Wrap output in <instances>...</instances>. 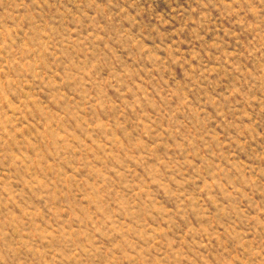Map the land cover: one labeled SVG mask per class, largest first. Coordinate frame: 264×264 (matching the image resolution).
Returning a JSON list of instances; mask_svg holds the SVG:
<instances>
[{"label": "rangeland", "instance_id": "374dc122", "mask_svg": "<svg viewBox=\"0 0 264 264\" xmlns=\"http://www.w3.org/2000/svg\"><path fill=\"white\" fill-rule=\"evenodd\" d=\"M0 264H264V0H0Z\"/></svg>", "mask_w": 264, "mask_h": 264}]
</instances>
